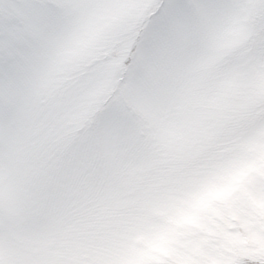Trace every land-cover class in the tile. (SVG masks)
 <instances>
[{
    "label": "snow or ice",
    "instance_id": "6c2138e0",
    "mask_svg": "<svg viewBox=\"0 0 264 264\" xmlns=\"http://www.w3.org/2000/svg\"><path fill=\"white\" fill-rule=\"evenodd\" d=\"M0 264H264V0H0Z\"/></svg>",
    "mask_w": 264,
    "mask_h": 264
}]
</instances>
